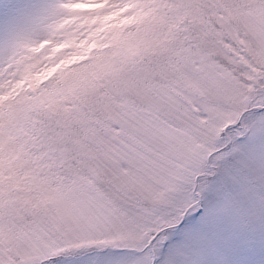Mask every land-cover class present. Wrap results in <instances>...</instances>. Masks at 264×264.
Returning a JSON list of instances; mask_svg holds the SVG:
<instances>
[{"label":"snow or ice","instance_id":"obj_1","mask_svg":"<svg viewBox=\"0 0 264 264\" xmlns=\"http://www.w3.org/2000/svg\"><path fill=\"white\" fill-rule=\"evenodd\" d=\"M31 9L0 52V264H264V0Z\"/></svg>","mask_w":264,"mask_h":264},{"label":"rangeland","instance_id":"obj_2","mask_svg":"<svg viewBox=\"0 0 264 264\" xmlns=\"http://www.w3.org/2000/svg\"><path fill=\"white\" fill-rule=\"evenodd\" d=\"M39 0H0V52L6 42L24 38L37 25V18L31 6ZM101 257L107 253H100ZM96 253L77 255L75 259H61L57 264H92Z\"/></svg>","mask_w":264,"mask_h":264},{"label":"trees","instance_id":"obj_3","mask_svg":"<svg viewBox=\"0 0 264 264\" xmlns=\"http://www.w3.org/2000/svg\"><path fill=\"white\" fill-rule=\"evenodd\" d=\"M78 255H81V254H78Z\"/></svg>","mask_w":264,"mask_h":264}]
</instances>
